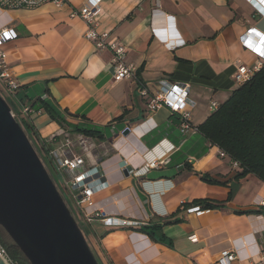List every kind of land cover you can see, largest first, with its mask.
<instances>
[{
    "label": "crops",
    "instance_id": "0c3cea01",
    "mask_svg": "<svg viewBox=\"0 0 264 264\" xmlns=\"http://www.w3.org/2000/svg\"><path fill=\"white\" fill-rule=\"evenodd\" d=\"M94 5L101 9L97 33L126 48L139 79L115 83L113 52L84 38L88 24L73 13ZM5 27L18 35L4 46L19 84L11 102L19 114L26 107L35 111L25 119L40 140L51 144L56 136H73L35 110L41 98L70 114L69 123L105 135L104 142L96 141L98 150L85 154L99 171L95 184H105L89 209L99 216L92 214L88 223L100 264H219L221 253L235 247L242 258L264 249V182L253 174L234 179L241 170L220 158L219 148L199 134L181 135L178 115L167 108L150 113L140 95L141 87L156 94L162 80L188 84L196 103L192 124L205 123L214 113L211 103L221 106L240 87L233 79L238 66L254 68L259 61L241 37L250 29L264 33V0H69L35 10L0 8V29ZM148 118L154 130L123 135L127 126ZM170 148L168 165L145 169V162ZM202 174L226 184H208ZM205 199L225 205L190 211L192 202ZM108 218L130 225L110 226ZM153 226L159 229L152 238L147 228ZM194 235L196 242L190 240Z\"/></svg>",
    "mask_w": 264,
    "mask_h": 264
},
{
    "label": "built area",
    "instance_id": "2783aa9c",
    "mask_svg": "<svg viewBox=\"0 0 264 264\" xmlns=\"http://www.w3.org/2000/svg\"><path fill=\"white\" fill-rule=\"evenodd\" d=\"M69 0H0V8L6 11L14 10H35L39 9L47 4H55L62 6L67 4ZM159 4L161 0H155ZM100 8L97 5L84 6L78 12L73 13V17H80L88 24V30L84 35V38L93 42L97 49L109 48L113 52L112 70L114 72L113 80L118 83L129 78H135L137 75V68L132 63L126 61V48L117 42H109L108 34H98L96 31V16L100 12ZM17 33L10 27L0 29V94L5 100L11 102L12 97L19 89V84L16 78L13 76L7 65V53L4 50V46L15 39H17ZM256 39L251 40L252 38ZM241 43L243 47L254 53L259 61L254 68H249L245 65H239L235 72L233 79L238 85L251 80L256 72H258L264 63V33H258L255 29L248 30L242 37ZM159 91L156 94H150L145 87L140 88V95L147 100V109L150 113L155 114L161 108H167L172 114L179 116V132L184 137L190 135L199 134L198 127L192 124V111L196 107V103L190 97V85L188 84H174L167 80H162L158 84ZM10 104V103H9ZM11 105V104H10ZM13 108V106L11 105ZM211 110L216 112L220 108V104L216 101L211 103ZM30 107L22 108L21 114L14 108L12 111L13 116L17 119H25L29 114L34 113ZM152 118L146 119L143 123L135 128L129 126L126 129L134 132L137 128H145V131H152L156 128V125L151 126ZM67 144L60 143L62 146L56 147L52 150L50 155L55 159V175L56 183L60 193L63 195L67 205L72 206L73 215L77 221H84L89 223L92 214L99 216L96 212H90L89 209L94 206L93 197L96 191L102 188L104 183L96 185V180L99 171L89 166L85 158L75 155L74 152L67 150L69 147V136H64ZM84 141V139H81ZM85 143V142H84ZM174 148L167 149L161 156L156 157L153 160L145 162L146 170L159 169L162 166H166L170 163L168 153ZM148 150H146L147 152ZM148 153V152H147ZM218 155L220 158H228V155L219 149ZM231 166L234 169H240L239 164L235 161H231ZM65 172H69L70 175L66 176ZM70 207V206H69ZM71 209V208H70ZM190 211H197L200 213V207L192 208ZM105 223L110 226H127L130 222L117 220L115 218H108ZM190 240L196 242V236H191ZM0 256L6 264H12L9 260L6 250L0 244ZM249 261V264H264V249L256 248L255 252L250 253L245 257L239 255L238 247L234 250L222 252L219 256V264H242L243 261Z\"/></svg>",
    "mask_w": 264,
    "mask_h": 264
},
{
    "label": "water",
    "instance_id": "95a60500",
    "mask_svg": "<svg viewBox=\"0 0 264 264\" xmlns=\"http://www.w3.org/2000/svg\"><path fill=\"white\" fill-rule=\"evenodd\" d=\"M12 111L0 94V228L30 264H100ZM122 133L127 137L131 131ZM0 264H6L1 256Z\"/></svg>",
    "mask_w": 264,
    "mask_h": 264
},
{
    "label": "trees",
    "instance_id": "16d2710c",
    "mask_svg": "<svg viewBox=\"0 0 264 264\" xmlns=\"http://www.w3.org/2000/svg\"><path fill=\"white\" fill-rule=\"evenodd\" d=\"M139 72L137 73V77ZM139 79V77H138ZM9 103L13 106L12 102ZM35 106V107H34ZM36 111L43 110L53 122L60 125L65 131L73 135L83 136L98 142L106 140L103 131L84 125H74L68 122L66 116L47 99H40L34 104ZM14 108V106H13ZM17 111V110H16ZM67 114V115H66ZM176 116L175 114H173ZM25 132L37 148V151L46 167L56 180L55 159L50 155L54 145L65 140L64 136H56L49 142L40 140L34 125L28 119H18ZM202 139L211 147H217L228 155V159L239 164L240 172H236L234 179L239 180L253 174L264 182V63L262 68L254 74L250 81L235 90L232 96L214 112L205 123L198 126ZM54 143V144H53ZM185 168L191 170L189 164ZM202 181L208 184H222L225 182L211 178L208 174L200 175ZM192 206L200 207L202 211L216 210L224 207V202L213 200H195ZM74 213L72 206L69 204ZM187 207V205H185ZM251 214L252 212H244ZM86 237H88L92 251L95 249L90 238L91 225L78 221ZM148 235L154 237L158 226L148 227ZM0 244L6 250L12 264H30L20 248L10 235L0 228ZM97 257V255L95 254ZM98 260V259H97Z\"/></svg>",
    "mask_w": 264,
    "mask_h": 264
},
{
    "label": "rangeland",
    "instance_id": "374dc122",
    "mask_svg": "<svg viewBox=\"0 0 264 264\" xmlns=\"http://www.w3.org/2000/svg\"><path fill=\"white\" fill-rule=\"evenodd\" d=\"M81 138H83L84 141H82ZM67 139H69L70 145H69V147H66L65 149L67 150V148H69V150L74 152L75 155H77V156H81V157L85 158V154H86L87 149H89L92 152L98 150V148H97L98 143L95 140H92V139L88 140V138H85V137L79 136V135H73V136L71 135ZM63 144H67L66 140L63 141ZM58 146L61 147L62 145L59 144ZM87 240H88V237H87ZM88 243H89V240H88ZM89 245H90V243H89ZM90 247H91V245H90Z\"/></svg>",
    "mask_w": 264,
    "mask_h": 264
},
{
    "label": "bare ground",
    "instance_id": "6f19581e",
    "mask_svg": "<svg viewBox=\"0 0 264 264\" xmlns=\"http://www.w3.org/2000/svg\"><path fill=\"white\" fill-rule=\"evenodd\" d=\"M136 131H137V133H139V134L142 132L141 129H137Z\"/></svg>",
    "mask_w": 264,
    "mask_h": 264
}]
</instances>
